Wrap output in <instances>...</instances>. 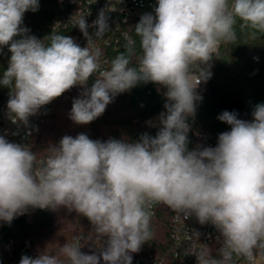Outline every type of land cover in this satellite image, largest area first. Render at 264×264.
Listing matches in <instances>:
<instances>
[{
    "label": "clouds",
    "instance_id": "1",
    "mask_svg": "<svg viewBox=\"0 0 264 264\" xmlns=\"http://www.w3.org/2000/svg\"><path fill=\"white\" fill-rule=\"evenodd\" d=\"M39 6V0H0V50L11 53L0 86L10 89L13 123L28 126L43 106L76 86L84 89L69 113L77 125L90 124L118 94L141 83L166 89V111L155 136L102 142L84 133L65 135L40 159L30 146L0 136V221L10 224L30 208L65 207L86 217L102 241L98 254L66 242L55 254L46 248L35 258L23 255L19 264H101V258L132 264L131 253L153 238L151 210L158 204L219 233L215 255L207 245L194 250L197 264L264 258V103L255 106L251 121L223 111L217 118L231 130L218 135L215 147L190 150L187 135V119L202 99L196 89L211 79L220 46L237 41L238 23L253 38L264 34V0H157L155 14L142 15L134 28L139 54L126 36L125 51L108 68H102L101 50L89 47L88 32L95 27L99 38L109 31L105 10L92 25L84 16L76 20L88 40L82 48L63 34L29 35L24 14Z\"/></svg>",
    "mask_w": 264,
    "mask_h": 264
},
{
    "label": "trees",
    "instance_id": "2",
    "mask_svg": "<svg viewBox=\"0 0 264 264\" xmlns=\"http://www.w3.org/2000/svg\"><path fill=\"white\" fill-rule=\"evenodd\" d=\"M96 3L103 5L110 3V0H39V10L26 12L22 27H27L30 30L28 34L40 40L52 33L70 36L81 47L80 41L85 36L79 27L75 26L76 22L57 32L53 31L49 24L66 12L74 9L84 11L87 6L93 15H98L100 10L96 8ZM106 16L109 31L99 38L94 35L95 27H89L88 32L98 43L101 54L110 67L111 60L125 51V32L128 39L135 41V52L139 54V37L135 35L134 28L141 17H132L117 28L112 22V16ZM86 21L91 25L90 20ZM236 30L237 41L234 44H222L219 49L220 56H213L211 79L197 87L196 91L202 99L196 102L195 115L187 119V122L196 119L204 130L213 135L230 131V126L217 118L223 111H229L235 106L238 119L251 121L255 106L264 103V34L258 33L253 38L250 30L240 29L239 23ZM10 55L8 47L0 50V75L7 69ZM132 60L135 63V55ZM94 78L89 79L87 87H91ZM83 90V87L76 86L54 99L51 102V115L44 124L35 127L32 133L28 134L21 125H14L7 140L30 146L40 159L46 157V149L49 146L58 145L65 135L75 137L84 133L90 139L102 142L110 138L135 142L142 134L155 136L159 130L158 126L154 127L148 121L166 111L165 88L151 82L138 84L130 91L118 94L99 118L87 125H77L69 119V113L73 99L78 98ZM6 93H10V89L0 86V97ZM187 135L188 147L191 149L195 144V136L192 131ZM172 214L173 211L167 206L157 205L151 220L153 238L145 242L138 253H131L133 259L145 253L164 255L171 250ZM78 233L86 235V253L98 254L102 241L86 217L78 215L75 211L70 212L65 207L55 211L38 209L31 217L14 218L10 224L4 222L0 226V260L2 264H19L23 255L35 258L46 248L49 253L55 254L59 246L66 242L74 243L73 237ZM216 246H220V243ZM259 258L264 264V258ZM101 264H104L102 258Z\"/></svg>",
    "mask_w": 264,
    "mask_h": 264
},
{
    "label": "built area",
    "instance_id": "3",
    "mask_svg": "<svg viewBox=\"0 0 264 264\" xmlns=\"http://www.w3.org/2000/svg\"><path fill=\"white\" fill-rule=\"evenodd\" d=\"M96 8L100 11L105 10V14H109L112 16V22L118 28L121 23H126L132 17H141L146 13H154V8L156 7L150 0H110V3H106L103 5H98ZM99 11V12H100ZM84 16L85 19L90 20L91 25L92 22L95 21L98 15H93L91 9L87 6L85 10L74 9L73 11L66 12L57 18H55L50 24L49 27L57 32L63 28H66L76 20ZM123 36L128 38L127 32L123 33ZM81 47L88 46L87 38H82L80 41ZM89 47L99 48L97 42L94 41L92 37V44ZM101 65L102 68H108L109 64L104 56L101 54ZM9 94L6 93L2 97H0V136H4L7 140V137L10 134V130L14 125H21L24 130L30 134L33 129L41 124H44L53 111L52 104H48L43 106L37 115L29 118L28 126H24L23 124L13 123L9 117L8 109H7V101L9 99ZM158 117L151 118L148 123L154 127L158 126ZM190 126V130L195 136V144L190 149L196 148L198 145L203 147H215L218 142V135H213L209 131L204 130L200 123L196 119H191L187 122ZM157 205L152 208V213L154 216L156 212ZM37 209H28L22 215H18L15 218L19 217H31V215L37 211ZM4 223V221H0V226ZM195 233H199L198 240L195 236ZM79 237L80 239L77 241L75 238ZM170 237L172 241V248L164 255H158L155 253H145L137 255L132 264H197V257L194 255V250L202 247L203 245H207L211 248L213 255L216 254L215 250L218 249L219 246H216L220 243L218 240L219 233L214 228L213 225L205 224L201 225L195 218V216L190 217L187 220H183V218H177V214L173 212L171 218V231ZM74 243H78L81 246V251L86 253V235L84 233H78L73 237ZM260 258L257 256L254 260L253 264H262L260 263ZM0 264H2L0 260ZM236 264H249V262L244 260H237Z\"/></svg>",
    "mask_w": 264,
    "mask_h": 264
},
{
    "label": "rangeland",
    "instance_id": "4",
    "mask_svg": "<svg viewBox=\"0 0 264 264\" xmlns=\"http://www.w3.org/2000/svg\"><path fill=\"white\" fill-rule=\"evenodd\" d=\"M150 1H152L153 4H155L157 6V0H150ZM259 261H260V263H263V260L262 259H260Z\"/></svg>",
    "mask_w": 264,
    "mask_h": 264
},
{
    "label": "water",
    "instance_id": "5",
    "mask_svg": "<svg viewBox=\"0 0 264 264\" xmlns=\"http://www.w3.org/2000/svg\"><path fill=\"white\" fill-rule=\"evenodd\" d=\"M233 111H236V107L235 106H233L232 108L229 109V112H233ZM230 130H231V126H230Z\"/></svg>",
    "mask_w": 264,
    "mask_h": 264
}]
</instances>
